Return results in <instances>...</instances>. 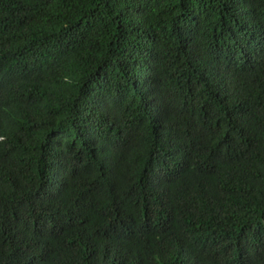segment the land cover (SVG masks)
Returning <instances> with one entry per match:
<instances>
[{
  "label": "trees",
  "instance_id": "16d2710c",
  "mask_svg": "<svg viewBox=\"0 0 264 264\" xmlns=\"http://www.w3.org/2000/svg\"><path fill=\"white\" fill-rule=\"evenodd\" d=\"M0 264H264V0H0Z\"/></svg>",
  "mask_w": 264,
  "mask_h": 264
}]
</instances>
